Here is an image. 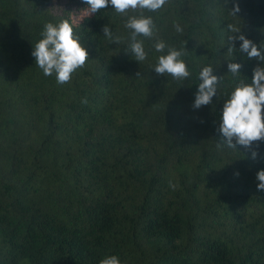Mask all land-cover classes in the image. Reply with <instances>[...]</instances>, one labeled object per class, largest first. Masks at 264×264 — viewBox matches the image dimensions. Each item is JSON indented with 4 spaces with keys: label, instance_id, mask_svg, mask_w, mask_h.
Returning a JSON list of instances; mask_svg holds the SVG:
<instances>
[{
    "label": "trees",
    "instance_id": "1",
    "mask_svg": "<svg viewBox=\"0 0 264 264\" xmlns=\"http://www.w3.org/2000/svg\"><path fill=\"white\" fill-rule=\"evenodd\" d=\"M87 9L84 0H0V264H99L110 255L122 264H264L256 179L264 141L229 148L218 132L234 85L250 83L260 63L238 40L228 51V37L239 35L228 25L264 49V0H168L144 10L156 30L139 37L143 62L126 53L124 25L138 12ZM64 19L89 59L59 85L31 53L44 25ZM104 25L121 43L103 36ZM158 40L187 50L189 78L156 74L166 54L155 51ZM209 65L223 78L212 103L194 109Z\"/></svg>",
    "mask_w": 264,
    "mask_h": 264
},
{
    "label": "clouds",
    "instance_id": "2",
    "mask_svg": "<svg viewBox=\"0 0 264 264\" xmlns=\"http://www.w3.org/2000/svg\"><path fill=\"white\" fill-rule=\"evenodd\" d=\"M167 2L168 0H84V3L88 5L89 15L96 14L109 5L122 16H128L129 10L138 12L136 15L128 16L124 25L130 30L129 51L126 53L130 52L137 62H143L148 58L144 40L139 37L152 38L156 30L152 16L145 15L144 10L156 12ZM239 11V5H236L232 13L236 15ZM75 27V23L70 22L69 19L61 20L58 24L46 23L41 32L42 39L36 42L31 53L35 58L36 66L42 70L43 74L55 75L59 85L69 83L73 73L82 68L89 59V52L81 43V37L74 31ZM228 29L232 33H239V35L228 37V51L233 52L237 49L234 42L238 40L241 42L238 50L243 54L246 53L249 59H257L260 63L253 69L250 83L240 79L234 85V90L223 104L218 132L229 148H236L237 145L251 148L254 142L264 141V49L246 38L241 30L232 25H228ZM176 30L182 31L179 27ZM102 32L110 43H121L122 38L114 36L108 25L102 27ZM154 49L158 53H164L166 50V54L158 57L153 68L156 74L165 76L167 73L177 80L190 77L187 62L182 59L186 49L178 50L168 46L163 40H158L154 44ZM227 67L228 72L234 77L241 76V64L229 62ZM213 71L210 65L201 69L194 109L210 105L213 97L216 96L217 86L223 77H217ZM136 75L138 77L140 72ZM82 103L86 104L87 99H83ZM257 155L256 151H252V159L255 160ZM256 179L257 189L264 190V169L256 173ZM170 186L175 187L171 184ZM99 264H122V262L118 256L110 255L101 259Z\"/></svg>",
    "mask_w": 264,
    "mask_h": 264
}]
</instances>
